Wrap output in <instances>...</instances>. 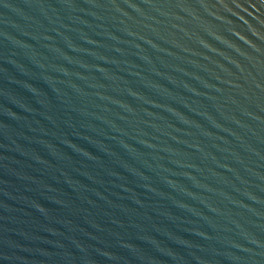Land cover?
Masks as SVG:
<instances>
[{
  "label": "water",
  "instance_id": "water-1",
  "mask_svg": "<svg viewBox=\"0 0 264 264\" xmlns=\"http://www.w3.org/2000/svg\"><path fill=\"white\" fill-rule=\"evenodd\" d=\"M0 264H264V0H0Z\"/></svg>",
  "mask_w": 264,
  "mask_h": 264
}]
</instances>
